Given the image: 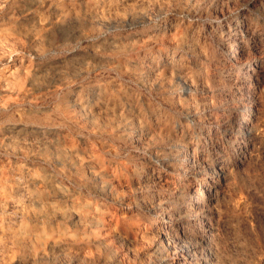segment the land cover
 Wrapping results in <instances>:
<instances>
[{
  "label": "clouds",
  "instance_id": "clouds-1",
  "mask_svg": "<svg viewBox=\"0 0 264 264\" xmlns=\"http://www.w3.org/2000/svg\"><path fill=\"white\" fill-rule=\"evenodd\" d=\"M0 264H264V0H0Z\"/></svg>",
  "mask_w": 264,
  "mask_h": 264
}]
</instances>
